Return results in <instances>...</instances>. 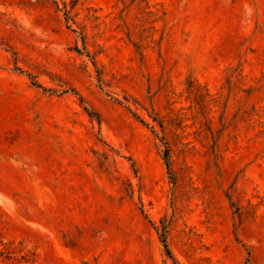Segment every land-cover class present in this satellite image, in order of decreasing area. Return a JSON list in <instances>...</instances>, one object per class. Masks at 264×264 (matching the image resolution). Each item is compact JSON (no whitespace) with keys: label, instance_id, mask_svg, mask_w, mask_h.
<instances>
[{"label":"rangeland","instance_id":"obj_1","mask_svg":"<svg viewBox=\"0 0 264 264\" xmlns=\"http://www.w3.org/2000/svg\"><path fill=\"white\" fill-rule=\"evenodd\" d=\"M0 264H264V0H0Z\"/></svg>","mask_w":264,"mask_h":264},{"label":"trees","instance_id":"obj_2","mask_svg":"<svg viewBox=\"0 0 264 264\" xmlns=\"http://www.w3.org/2000/svg\"><path fill=\"white\" fill-rule=\"evenodd\" d=\"M18 70L21 71V69H18ZM28 75L31 76L30 74H28ZM32 84L34 86L38 87V88H42L43 89V87H42V85L40 83H38L37 81H34V78H32ZM135 116H137V115H135ZM159 125H161V123H159ZM164 160L166 162V166H167L168 172L171 174V168H170V161H169V153H168V151L165 152ZM160 240H161V243L163 244V247H164L167 255L171 259H174L173 255H172V252H171V250L169 248L168 242H167L166 233H163V234L160 235Z\"/></svg>","mask_w":264,"mask_h":264}]
</instances>
